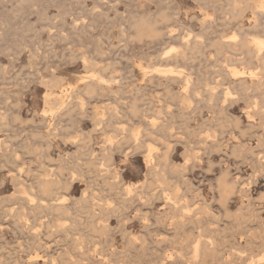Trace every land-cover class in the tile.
I'll return each mask as SVG.
<instances>
[{
	"label": "rangeland",
	"instance_id": "obj_1",
	"mask_svg": "<svg viewBox=\"0 0 264 264\" xmlns=\"http://www.w3.org/2000/svg\"><path fill=\"white\" fill-rule=\"evenodd\" d=\"M22 1L24 2L23 4ZM237 1L30 0L29 3L28 0H0V91H2V93H0H5V96H1L0 94V113L2 114H0V127L2 126L0 128V140H2V142H0V149L2 148L0 150V260L3 261V263L0 261V264H91L90 261L92 260V262H95L97 260H104L106 264H156V262L157 264H168L167 262H174L171 264H182L183 262L187 264H214L218 260L219 261L216 262L217 264H228L230 262V264H236V262L237 264H252V261L254 260V264H264V261L262 260L264 250L261 247L262 236L264 234V231H262L264 229V202H261L264 201V175L262 173L264 167L261 168L258 163V157L264 161V118H261L263 117L261 115V112L264 111V85L262 86V88L259 87V83H261V81L264 84V71H261L264 70V68L262 67V65H258L255 62V59H253V61L252 58L248 56L246 51H242L237 47L238 44L240 45L245 41V44L250 43L246 46L247 49H249L250 47L249 50L255 51L256 47L253 43L254 38L256 39L257 37L264 40V11L260 10V8L258 7L261 3L260 1L262 0H258L259 2L256 0H253L252 2L251 0L248 1V3L247 0ZM245 3H247V7L245 6ZM234 4L237 8L234 6ZM248 4H250V8H248ZM19 5L22 7H20ZM229 5L233 6L234 9ZM254 6L256 7L254 8ZM258 8L260 13L257 12ZM243 9L245 10L243 11ZM254 9H256L257 11H255ZM94 12L95 14H92ZM241 12H243V14ZM255 13H257L258 15L255 16ZM99 15L101 16L99 17ZM231 17H235V19ZM123 18L124 23L122 22ZM256 18H258V20H255ZM145 20L146 22H144ZM132 22L134 23L132 24ZM142 22H148L147 24L149 25L147 26V24H144ZM150 25H152L153 27ZM76 26L78 27L76 28ZM87 26H89L90 29L92 27V29L90 30L89 28H87ZM73 27L78 29L77 31H81L77 32L75 31L76 29ZM110 28L112 29L111 31H109ZM146 28L148 30H145ZM120 30L124 33L122 34ZM130 30L132 33L130 32ZM172 30H174L175 32ZM63 33H65V35ZM155 33H157L158 35ZM247 33L248 35H246ZM145 34H147V36ZM238 35L239 37H237ZM121 36L126 38L121 39ZM231 36L234 38H232ZM93 37L95 38L93 39ZM136 37L140 41H138ZM100 38L102 39V41ZM128 38L131 40H129ZM199 42L201 44H199ZM198 44L202 47H200ZM187 45H189V48H191L189 49V51L186 50ZM203 45H206V47H204ZM34 47H36L37 49ZM166 51L171 53L173 52V54H169L170 56H168V52ZM165 52L167 55L163 54ZM183 52L187 54L185 60L176 61L173 59L175 56L174 53H176V55H181ZM98 53L102 54V57ZM228 55L230 57H228ZM166 56H168L169 58H167ZM225 56L227 59L225 58ZM70 59L72 61H70ZM242 59H244V61ZM187 60H189L190 62H187ZM248 60L250 61V63ZM230 61L232 62V64H230ZM240 61L243 63H241ZM93 62L95 64L97 63V65H95ZM225 63L227 66L224 65ZM87 66L89 67L88 69H86ZM142 66L144 67V69ZM175 66L181 70L176 69ZM230 66L233 67L231 68ZM151 67L153 70L151 69ZM168 68H170L169 70H172L174 72V75L169 76L167 78L165 77L166 79H164L163 76H160L156 72L157 70H167ZM233 68L238 73L237 75H232L235 72ZM243 69H245L246 71ZM180 72L182 73L181 75ZM225 73H227V75ZM190 76L192 77L191 79ZM171 77H174L175 80L173 81ZM187 77L189 80L187 79ZM105 79L108 80V82ZM38 80H40L41 83ZM43 80L45 81L43 82ZM61 80L63 81V83ZM187 82L189 84H187ZM190 82H192V84ZM107 83H110V85ZM209 86H213L214 88L212 87L211 89ZM87 87H90L89 90L92 89L93 91L88 92ZM205 87L206 89H204ZM195 89L197 91H195ZM241 89L243 92L241 91ZM228 90H230L231 93L233 92V94H230V91ZM194 91L197 93H195L196 95H194ZM83 92H87L86 95L91 94V96H86ZM168 92L170 94H168ZM204 92L208 93V95L204 94ZM44 94H46V96ZM169 95L173 96L170 97ZM182 95L186 97H183V99L181 98V101L180 97H182ZM224 95H226L227 98ZM55 97H59L60 101H55ZM47 98H50V101ZM198 98H200L201 100ZM228 100H230L232 104ZM234 101L237 102L235 103ZM64 102L67 105L64 104ZM55 103H58V106ZM46 104L48 106H46ZM65 106L66 108H68V110H66ZM83 106L85 107V109H83ZM113 106L115 108H113ZM56 107L57 109H55ZM261 107L262 110L260 109ZM132 108L134 111L132 110ZM196 108H198V110H196ZM227 109L229 110L227 111ZM107 111L109 112V114ZM111 111H114L115 114ZM60 112L62 113L60 114ZM91 113L93 114V116ZM3 116H5V118ZM127 117L129 118V120H127ZM59 118L61 119L59 120ZM95 118L99 119L97 120ZM141 118H144L145 121ZM173 118H175V121ZM259 119L261 123L259 122ZM69 120L70 122L74 123V127L72 126L73 124L69 122ZM238 120H240V122ZM237 121L239 124L236 123ZM57 122H59L60 124ZM95 122H98L96 124L97 127L95 125ZM165 122L166 124H163ZM1 123L3 125H1ZM108 123H110L111 125H109ZM46 124L48 125L46 126ZM53 124L55 125L53 126ZM98 124L100 125V127L102 125V127L100 128ZM161 125L164 128H162ZM58 126L62 128L59 129ZM147 126L150 128L148 129L150 132L147 130ZM67 127L68 130L66 131L65 128ZM94 128L98 129L95 130ZM123 128L125 129V131ZM161 128L162 130H160ZM46 129H48L49 131ZM145 130L147 133H145ZM173 132L175 134H171ZM148 133L150 135H152L151 133H153V135L155 134L154 136L152 135L154 139L152 138V136H150V138ZM53 135L55 137H52ZM42 137L43 141L41 140ZM129 137L130 139L132 138L134 141L131 139V142H129ZM104 138L106 139V141H104ZM135 139L137 141H135ZM120 140L122 141L120 142ZM5 141L8 143H5ZM123 141L125 144L123 143ZM127 141L129 142V144L126 147V144L128 143ZM205 143L208 144L206 145ZM135 144L137 146H140L135 147ZM143 144L148 145L146 146ZM163 144L167 146H164ZM103 145H105V147ZM117 145H120L119 147H121V150L120 148L116 147ZM12 146L14 148H12ZM102 147H104V150H102ZM108 147L109 149H111V147H114L116 149V151L114 149V152L111 153V155L113 153L115 154H113L111 159H109L108 157L110 155ZM134 147L136 149H134ZM139 148L140 151L138 150ZM143 148L146 151H148L149 149L148 153ZM3 150H5L6 153ZM135 150H138L139 152ZM142 150L145 152H143ZM102 151H105L103 152L105 154L103 157H101L103 154L100 153ZM7 152L10 154H8ZM126 152L128 154H126ZM149 153H153L152 156L155 159H153L155 163L152 164V166L151 164H148L147 160V155ZM164 153H166V155ZM189 155L190 158L188 157ZM251 155H253L254 158ZM9 156H11V158ZM99 157L105 160L102 159V161H100L101 159ZM166 158H168V160ZM106 159H108L110 162ZM4 160L5 162H8L5 163ZM89 160L90 163H93L90 164L91 167H89L88 165ZM95 160L97 161L95 162ZM157 160L158 163L156 162ZM163 160H166L167 162H163ZM145 161L147 163V166L146 163H144ZM160 161L161 163H159ZM104 162H106L107 165ZM104 165L105 167H107L105 168ZM87 166L89 167V169ZM94 167H96L95 169H98L97 174L95 170L92 169ZM108 167L110 168V170L108 169ZM178 167H181V170ZM57 168H60V170ZM162 168H165V173L163 172ZM177 168L182 173H180V171L178 172ZM104 169L108 170L106 171ZM58 170L60 171V173L58 172ZM72 170H75V173ZM91 170L95 173L91 172ZM70 171H72V173ZM76 171L79 173L77 174ZM151 171L153 176L150 174ZM175 171L178 172L180 175L182 174L181 176L183 177V179H179L182 177H180V175L178 176V173L176 174ZM41 172H43V174ZM61 172L64 175H61V177L63 176L64 178L59 177ZM103 172L105 174H103ZM54 173L57 176H54ZM73 173L74 175L72 178ZM76 174L80 175L77 176ZM225 174V177L228 179H225ZM15 176L19 178H16ZM20 176L22 177L20 178ZM94 176L99 178L94 179ZM75 177L79 179H81L82 177V179L84 178V180H78L75 179ZM14 178H16V180ZM50 178H54V180ZM70 179L73 181H71ZM119 179L121 183L120 181H118ZM17 180H19V184L21 183L19 186H16L18 185ZM60 180H62V184H60L61 182H58ZM65 180L67 182H65ZM112 180L114 183L112 182ZM114 180L117 182V184ZM155 180L158 181L155 182ZM185 180H187L189 184L191 183V185L187 184ZM33 181H36V186L32 183ZM43 181L49 182L53 188L52 195L54 200L52 201V203H59L60 206H63L65 209L69 208V210L59 212L60 217H58L59 214L56 211L55 212L57 213V215L55 212H48V215L47 212L42 210L41 212H39L40 216L41 213L44 212L42 214L43 218L42 216L38 217L39 213L36 211L39 210V204L43 202L47 203L49 201V197L44 195L41 191V188L37 186L43 184ZM13 182L15 184H13ZM65 183L70 184L72 188L70 186H67L68 188H66L67 184ZM182 183H184L185 186L182 185ZM30 185H34V187L32 188ZM54 185H57L56 191ZM167 185H169L168 188H166ZM29 186L31 189L29 188ZM107 186H111L112 188H106ZM127 186H130L132 188L131 192L126 190ZM36 187L38 188V191L41 192H38ZM146 187L149 189L146 190ZM189 187L191 189H188ZM235 187H239L238 189H241L240 191L242 192H238ZM139 188H142V190H140ZM221 188H225L227 191L225 189L222 190ZM18 189L21 190L19 191ZM63 189H65L66 193L63 192ZM162 189H164L165 192H163ZM30 190H34L32 192L34 194L30 193ZM68 190L70 191L69 193ZM148 190L150 191V193L147 192ZM220 190L222 191V193ZM233 192H235V194ZM243 192L246 194L241 195ZM13 193H15V195H13ZM40 194H42L44 198ZM59 194L60 196H58ZM140 194L141 197H139ZM148 194H153L154 198L152 199L151 197H153V195L148 196ZM20 195L23 197L19 198ZM56 195L58 198L56 197ZM31 196L33 199L30 198ZM125 196L126 198L124 199ZM166 196H168L167 198L170 197V199L168 200ZM225 196H228V199ZM90 197L92 200L90 199ZM147 197H150L151 199L148 198L147 201ZM25 198L29 199L26 200ZM62 198L66 199L63 200ZM57 199L58 201H56ZM84 199H90L94 204L96 202V205H93L90 200H86L85 202ZM99 199L100 201H98ZM171 199L173 203L175 202V205L170 204L172 203L170 202ZM21 200L24 201V203ZM41 200L43 202H41ZM119 201L126 203L121 204ZM137 201H139L140 204H138ZM242 201L245 205L242 204ZM135 202H137V204ZM225 202L227 204H225ZM74 203L79 204L77 206ZM36 204H38L37 207ZM118 204L121 206L123 205V207L125 208L123 209L122 207L120 208V206L118 207ZM21 205L23 207L25 206L24 209ZM27 205L29 207H32L29 208ZM166 205H168V207ZM224 205H227L225 208H229L228 210L230 211L227 210V212L224 208ZM149 206L150 208H148ZM172 206L174 207L173 209L175 213L172 209ZM78 207H80V210L78 209ZM100 207H102V209ZM112 207H115V209L118 210L116 211ZM151 207H153V209ZM208 207H210L209 210ZM85 208L88 209L87 211H91L92 214L91 212L88 213ZM103 208L105 209L103 210ZM169 208H171L172 210H170ZM187 208L189 210L188 212ZM33 209H35V211ZM109 209L111 213L110 211H108ZM224 210L226 211V213ZM158 211L160 212L161 222H163V224H161L159 221L160 215L158 214ZM104 212L106 213L104 214ZM108 212L110 213L109 217ZM117 212L120 216H116ZM162 212L165 216L162 214ZM190 213H192L193 215ZM101 214L104 215L102 216ZM166 214L169 216H166ZM184 214L186 215V217ZM45 215H47V218L45 217ZM86 215L88 216L86 217ZM156 215H159L158 219L156 218ZM56 216L59 219L55 218ZM193 216L194 219H192ZM91 217L92 220L90 219ZM118 217L120 218L118 219ZM142 217L143 219H141ZM187 217L189 220L185 219ZM190 217L192 220H194V222L197 221L199 228H197L196 226L197 223L192 224L194 222L190 219ZM203 217L205 218V221L208 219V217V220H211L210 222H208L207 220V224L211 222L212 223L205 226L206 222L204 221ZM49 218H51V220ZM102 218L103 220L101 221ZM120 219H122V223ZM153 219H155V221ZM164 219H167L166 225H164ZM54 220H56V222ZM129 220H131V222H129ZM180 220L182 223L180 222ZM186 220L188 222H186ZM48 222L51 226H47L49 225L47 224ZM103 222L105 223V227L103 226ZM107 222L109 223V225H106L108 224ZM123 222H125V224ZM154 222H156V224ZM176 222H179L178 224H182L180 225L181 228L177 225ZM52 223L57 224V226L56 224L54 226H56V230L58 232L55 230V227L52 225ZM183 223H185V226ZM17 224L20 225L17 226ZM21 224L23 226H21ZM145 225L147 227L150 225L151 227L154 226L155 228H160L155 229L149 227L148 229H146ZM202 225L204 226V229ZM89 226H91V228ZM164 226L168 228H163ZM218 226L220 227L218 228ZM48 227H51L50 229L54 234L50 231ZM86 227L90 229H87ZM178 227L182 230H180ZM185 228H187V230H185ZM36 229L38 231H36ZM176 229L180 232L176 231ZM216 229L218 230L216 231ZM222 229H224V231ZM203 230L210 232H208L209 234H206V231L204 233ZM39 231H42V235L40 234L41 232L39 233ZM47 231L50 235L47 233ZM62 231L63 233H60ZM238 231L239 233L241 232V234H239ZM28 232H31L32 234ZM146 232H148L151 237L147 236L148 234H146ZM27 233L30 235V237ZM126 234L128 238L126 237ZM218 234L220 235V237ZM140 235H142L144 242L142 241ZM232 235L234 236L232 237ZM199 236L201 239L198 238ZM248 236L251 237V239L248 238ZM33 237L35 238L34 240L37 242L36 245H32V243L34 244V240H32ZM149 237L151 238L149 240H151L152 242H148ZM246 237L248 239H246ZM166 239H169V241ZM198 239L199 241H204V239L205 241L207 239H211L213 245H210V247H213L214 245L215 246L213 248L208 247L210 251L207 249V253L205 252L206 255H204V253V256H200L195 259L192 250L196 242H198ZM38 240H42L40 242L41 244ZM74 240L76 244L73 242ZM125 240L127 241L128 245H125ZM137 240L138 243H136ZM173 240H175L176 243ZM233 240H235V242H233ZM246 240L247 242H245ZM78 241L80 243H77ZM129 241L133 243L130 244ZM166 241H168L169 243H167ZM218 241H221L226 245L224 244L223 246L221 242L220 245ZM139 242H143V244L141 245V243ZM170 242H172L173 244ZM149 243H151V247H148V249L150 250L152 248L150 252L146 248L147 245L149 246ZM216 243H218L219 245H217ZM229 243L231 244V247L228 246ZM233 243L235 244L234 246ZM237 243L240 246H238ZM248 243L253 244L247 245ZM134 244L136 246L138 245L137 247L135 246V248L137 249L133 248ZM153 244H155L154 247ZM254 244L258 247L254 246L253 249ZM32 246L35 250L31 249ZM236 246L238 247V249L241 248V250L235 249ZM242 246H245L246 248H242ZM247 246H251V249ZM226 247L228 248L226 249ZM40 248L43 249L41 250ZM139 248H141L142 251ZM153 248H157V252ZM145 249L148 251L149 254L146 252ZM220 249H223L222 252ZM143 250L145 251V253H147L146 255L145 253H142L144 252ZM50 251L52 252L49 253ZM151 251L153 253L155 252V255L151 254ZM238 251H240V253L241 251H243L242 255L247 259L240 255ZM161 252L163 254H161ZM164 252L166 255L164 254ZM218 252H221V254H218ZM157 253L162 256H158ZM102 254L104 257H102ZM156 254L158 259L157 257H155ZM140 255H143L146 260ZM151 255H154L153 258ZM145 256H147V258ZM214 256H219V258L216 260ZM58 257L62 258V260H60L62 262L59 261L60 258ZM149 257L150 259H148ZM176 257H178L180 260H178ZM202 257H204L206 262L202 261L204 260ZM229 257L232 259H230ZM154 258L157 259L159 262L156 261ZM160 258L162 260H160ZM199 258L202 259L200 260ZM50 259H52L51 262ZM87 259H90L88 263L86 262ZM243 259L244 261L247 260V263L244 262ZM228 260L230 262H228ZM195 261L198 263H196ZM92 264H96V262Z\"/></svg>",
	"mask_w": 264,
	"mask_h": 264
},
{
	"label": "bare ground",
	"instance_id": "obj_2",
	"mask_svg": "<svg viewBox=\"0 0 264 264\" xmlns=\"http://www.w3.org/2000/svg\"><path fill=\"white\" fill-rule=\"evenodd\" d=\"M24 1H25V0H24ZM28 1H29V3H30V0H28ZM32 1H33V0H32ZM80 1H81V0H80ZM84 1H85V0H84ZM235 1H237V0H235ZM248 1H251V0H247V3H248ZM256 1H258V0H256ZM256 1H255V2H256ZM131 2H132V1H131ZM131 2H130V3H131ZM244 2H246V1H244ZM252 2H253V0H252ZM258 2H259V1H258ZM260 2H261V3H260V5L258 4V5H259L258 7L260 8V10H263V11H264V0H262V1H260ZM18 3H20V2H18ZM18 3H17V4H18ZM23 3H24V2L22 1V4H23ZM32 3H33V2H32ZM78 3H79V2H78ZM144 3H145V2H144ZM237 3H238V1H237ZM247 3H245V6H246ZM249 3H251V2H249ZM22 4H21V5H22ZM27 4H28V3H27ZM229 4H230V3H229ZM255 4H256V3H255ZM132 5H133V4H132ZM239 5H240V4H239ZM248 5H249L248 8H250V4H248ZM19 6H20V5H19ZM128 6H129V5H128ZM229 6H230V5H229ZM234 6H235V4H234ZM20 7H22V6H20ZM138 7H139V6H138ZM230 7H233V6H230ZM235 7H236V6H235ZM246 7H247V6H246ZM255 7H256V6H254V8H255ZM128 8H129V7H128ZM236 8H237V7H236ZM259 8H258V11H257L256 9H254V10L257 11L258 13H260ZM23 9H24V8H23ZM115 9H116V8H115ZM233 9H234V7H233ZM238 9H239V8H238ZM241 9H242V8H241ZM130 10H131V9H130ZM141 10H142V9H141ZM244 10H245V9H243V11H244ZM251 10H252V9H251ZM12 11H13V10H12ZM131 11H132V10H131ZM139 11H140V10H139ZM221 11H222V10H221ZM221 11H220V12H221ZM235 11H236V10H235ZM240 11H241V10H240ZM247 11H248V10H247ZM21 12H22V11H21ZM21 12H20V13H21ZM141 12H142V11H141ZM226 12H227V11H226ZM228 12H229V11H228ZM248 12H249V11H248ZM106 13H107V12H106ZM132 13H133V12H132ZM134 13H135V11H134ZM150 13H151V12H150ZM233 13H234V12H233ZM237 13H238V12H237ZM241 13L243 14V12H241ZM92 14H95V12L92 13ZM116 14H118V13H116ZM127 14H128V13H127ZM139 14H140V12H139ZM245 14H248V13H245ZM96 15H97V14H96ZM143 15H144V13H143ZM148 15H149V14H148ZM223 15H224V13H223ZM238 15H240V14H238ZM257 15H258V14L255 13V16H257ZM261 15H262V14H261ZM263 15H264V14H263ZM15 16H16V14H15ZM97 16H98V15H97ZM100 16H101V15H99V17H100ZM103 16H104V15H103ZM105 16H106V15H105ZM110 16H111V15H110ZM129 16H130V14H129ZM133 16H134V15H133ZM145 16H146V15H145ZM207 16H208V15H207ZM106 17H107V16H106ZM113 17H114V16H113ZM116 17H117V16H116ZM134 17H135V16H134ZM141 17H142V16H141ZM202 17H203V16H202ZM212 17H213V16H212ZM258 17H259V16H258ZM97 18H98V17H97ZM110 18H111V17H110ZM136 18H139V17H136ZM146 18H148V17H146ZM155 18H156V15H155ZM231 18H234V19H235V17H231ZM251 18H252V17H251ZM93 19H95V18H93ZM98 19H99V18H98ZM127 19H128V18H127ZM153 19H154V18H153ZM210 19H211V18H210ZM89 20H90V19H89ZM119 20H120V19H119ZM119 20H118V21H119ZM123 20H124V18L122 19V22H123ZM143 20H144V19H143ZM190 20H191V19H190ZM255 20H258V18H256ZM74 21H75V20H74ZM94 21H95V20H94ZM83 22H84V21H83ZM97 22H98V21H97ZM101 22H102V21H101ZM126 22H127V21H126ZM144 22H146V20H145ZM144 22H142V23H144ZM162 22H163V21H162ZM237 22H238V21H237ZM241 22H242V21H241ZM252 22H253V20H252ZM255 22H256V21H255ZM2 23H3V22H2ZM123 23H124V22H123ZM133 23H134V22H132V24H133ZM135 23H136V22H135ZM147 23H148V22H147ZM147 23H144V24H147ZM159 23H160V22H159ZM203 23H204V22H203ZM209 23H211V22H209ZM7 24H8V23H7ZM125 24H126V23H125ZM204 24H205V23H204ZM212 24H213V23H212ZM94 25H95V24H94ZM94 25H93V26H94ZM96 25H97V24H96ZM112 25H113V24H112ZM148 25H149V24H147V26H148ZM205 25H206V24H205ZM248 25H249V24H248ZM258 25H259V24H258ZM73 26H74V25H73ZM143 26H144V25H143ZM143 26H142V27H143ZM150 26H152V25H150ZM154 26H155V25H154ZM203 26H204V25H203ZM77 27H78V26H76V28H77ZM83 27H84V26H83ZM127 27H128V26H127ZM145 27H146V25H145ZM152 27H153V26H152ZM152 27H151V28H152ZM156 27H157V26H156ZM186 27H187V26H186ZM73 28H75V27H73ZM76 28H75V29H76ZM87 28L90 29L89 26H87ZM106 28H107V27H106ZM112 28H113V27H112ZM128 28H129V27H128ZM239 28H240V27H239ZM255 28H256V27H255ZM75 29H74V30H75ZM81 29H82V28H81ZM91 29H92V27H91ZM91 29H90V30H91ZM108 29H109V28H108ZM149 29H150V27H149ZM173 29H174V28H173ZM247 29H248V27H247ZM74 30H73V32H74ZM77 30H78V29H76L75 31H77ZM96 30H97V29H96ZM111 30H112V29L110 28L109 31H111ZM121 30H122V29H121ZM121 30H120V31H121ZM126 30H127V29H126ZM145 30H148V29L146 28ZM154 30H155V29H154ZM169 30H170V29H169ZM49 31H50V30H49ZM80 31H81V30H79V31H77V32H80ZM88 31H89V30H88ZM93 31H94V30H93ZM122 31H123V30H122ZM122 31H121V32H122ZM124 31H125V30H124ZM141 31H142V30H141ZM156 31H157V30H156ZM172 31H174V30H172ZM71 32H72V31H71ZM130 32H131V30H130ZM151 32H152V31H151ZM174 32H175V31H174ZM49 33H50V32H49ZM91 33H92V32H91ZM123 33H124V32H122V34H123ZM131 33H132V32H131ZM134 33H135V32H134ZM148 33H149V32H148ZM204 33H205V32H204ZM63 34L65 35V33H63ZM87 34H88V32H87ZM109 34H110V33H109ZM120 34H121V33H120ZM126 34H127V33H126ZM140 34H141V33H140ZM143 34H144V32H143ZM150 34H151V33H150ZM155 34H157V33H155ZM174 34H175V33H174ZM67 35H68V34H67ZM145 35L147 36V34H145ZM157 35H158V34H157ZM169 35H170V34H169ZM172 35H173V34H172ZM189 35H191V34H189ZM246 35H248V33H247ZM2 36H3V35H2ZM51 36H52V35H51ZM70 36H71V35H70ZM70 36H69V37H70ZM77 36H78V35H77ZM87 36H90V35H87ZM108 36H109V35H108ZM142 36H143V35H142ZM182 36H183V35H182ZM243 36H244V35H243ZM52 37H53V36H52ZM66 37H67V36H66ZM74 37H75V36H74ZM100 37H101V36H100ZM130 37H131V35H130ZM185 37H186V36H185ZM189 37H190V36H189ZM219 37H221V36H219ZM229 37H230V36H229ZM231 37H232V36H231ZM237 37H239V35H238ZM75 38H76V37H75ZM88 38H89V37H88ZM94 38H95V37H93V39H94ZM97 38H98V37H97ZM109 38H110V37H109ZM109 38H108V39H109ZM120 38L123 39V38H126V37H122V36H121ZM136 38H137V37H136ZM149 38H150V37H149ZM151 38H152V37H151ZM181 38H182V37H181ZM187 38H188V37H187ZM232 38H234V37H232ZM235 38H236V36H235ZM252 38H253V37H252ZM68 39H69V38H68ZM100 39H101V38H100ZM100 39H99V40H100ZM121 39H120V40H121ZM128 39H129V38H128ZM182 39H183V38H182ZM184 39H185V38H184ZM229 39H230V38H229ZM237 39H238V38H237ZM240 39H241V38H240ZM242 39H243V38H242ZM70 40H71V39H70ZM110 40H111V39H110ZM129 40H131V39H129ZM137 40L140 41L138 38H137ZM187 40H190V39H187ZM187 40H186V41H187ZM201 40H202V39H201ZM212 40H213V39H212ZM238 40H239V39H238ZM238 40H237V41H238ZM92 41H93V40H92ZM101 41H102V39H101ZM101 41H100V42H101ZM103 41H104V40H103ZM107 41H108V40H107ZM181 41H182V40H181ZM237 41H236V42H237ZM243 41H244V40H243ZM248 41H249V40H248ZM100 42H99V43H100ZM131 42H132V41H131ZM184 42H185V41H184ZM187 42H188V41H187ZM231 42H232V41H231ZM85 43H86V42H85ZM94 43H95V42H94ZM107 43H109V42H107ZM203 43H204V42H203ZM238 43H239V42H238ZM238 43H237V44H238ZM247 43H248V42H247ZM253 43L255 44V47H256V50L254 49L255 51H251V50H249L250 47H249V49H247L246 46L249 45L250 43H249V44H245V41H244V43H242V44H240V45L238 44L237 47H238L240 50H242V51H246L247 54H248V56L251 57L252 60L255 59V62H256L258 65H259V64L262 65V67L264 68V40H262V39L256 37V39L254 38ZM185 44H187V43H185ZM199 44H201V43L199 42ZM199 44H198V45H199ZM234 44H235V43H234ZM25 45H26V44H25ZM25 45H24V46H25ZM100 45H101V44H100ZM90 46H91V45H90ZM199 46H200V45H199ZM203 46H204V45H203ZM251 46H252V45H251ZM88 47H89V46H88ZM93 47H94V46H93ZM128 47H129V46H128ZM178 47H179V46H178ZM190 47H191V46H190ZM200 47H202V46H200ZM204 47H206V45H205ZM34 48H36V47H34ZM70 48H71V47H70ZM113 48H114V47H113ZM175 48H176V47H175ZM253 48H254V47H253ZM36 49H37V48H36ZM108 49H109V48H108ZM179 49H180V48H179ZM189 49H191V48H189V45H187L186 50L189 51ZM201 49H202V48H201ZM203 49H204V48H203ZM97 50H98V49H97ZM174 50H175V49H174ZM177 50H178V48H177ZM218 50H219V49H218ZM169 51H170V50H169ZM234 51H235V50H234ZM166 52H168V51H166ZM166 52L163 53V54H166ZM176 52H177V51H176ZM204 52H205V51H204ZM237 52H238V51H237ZM196 53H197V52H196ZM196 53H195V54H196ZM220 53H221V52H220ZM234 53H235V52H234ZM32 54H33V52H32ZM55 54H56V53H55ZM94 54H95V53H94ZM98 54H99V53H98ZM98 54H97V55H98ZM167 54H168V56H170L169 54L172 55L173 52H172V53H171V52H168ZM167 54H166V55H167ZM174 54H175V56H174L173 59L176 60V61H178V60H185L186 55H187V54L184 53V52H183L181 55H176V53H174ZM177 54H178V53H177ZM239 54H241V53H239ZM74 55H76V54H74ZM74 55H73V56H74ZM81 55H82V54H81ZM81 55H80V56H81ZM91 55H92V54H91ZM99 55L101 56L102 54H99ZM229 55H230V54H229ZM229 55H228V57H230ZM73 56H72V58H73ZM168 56H166V57L169 58ZM101 57H102V56H101ZM233 57H234V56H233ZM55 58H56V57H55ZM164 58H165V57H164ZM225 58H226V56H225ZM237 58H239V57H237ZM84 59H85V58H84ZM89 59H90V58H89ZM89 59H88V60H89ZM162 59H163V57H162ZM226 59H227V58H226ZM73 60H74V59H73ZM85 60H86V59H85ZM90 60H91V59H90ZM229 60H231V59H229ZM237 60H238V59H237ZM242 60L244 61V59H242ZM70 61H72V60L70 59ZM74 61H75V60H74ZM94 61H95V60H94ZM152 61H153V60H152ZM188 61H189V60H187V62H188ZM248 61H249V60H248ZM253 61H254V60H253ZM86 62H88V61H86ZM86 62H85V63H86ZM91 62H92V61H91ZM91 62H90V63H91ZM96 62H97V61H96ZM189 62H190V61H189ZM224 62H225V61H224ZM230 62H231V61H230ZM240 62H241V61H240ZM93 63H94V62H93ZM93 63H92V64H93ZM100 63H101V62H100ZM233 63H234V62H233ZM241 63H243V62H241ZM249 63H250V61H249ZM252 63H253V62H252ZM252 63H251V64H252ZM87 64H88V63H87ZM87 64H86V65H87ZM94 64H95V63H94ZM230 64H232V62H231ZM82 65H83V64H82ZM84 65H85V64H84ZM89 65H90V64H89ZM95 65H97V63H96ZM224 65H226V63H225ZM248 65H250V64H248ZM252 65H253V64H252ZM254 65H255V64H254ZM91 66H93V65H91ZM128 66H129V65H128ZM221 66H222V65H221ZM226 66H227V65H226ZM235 66H236V65H235ZM24 67H25V66H24ZM84 67H85V66H84ZM95 67H96V66H95ZM130 67H131V66H130ZM142 67H143V66H142ZM155 67H156V66H155ZM175 67H176V66H175ZM224 67H225V66H224ZM230 67H231V66H230ZM232 67H233V66H232ZM232 67H231V68H232ZM256 67H257V65H256ZM88 68H89V67L87 66L86 69H88ZM245 68H246V67H245ZM52 69H53V68H52ZM52 69H51V70H52ZM143 69H144V67H143ZM151 69H152V67H151ZM154 69H155V68H154ZM169 69H170V68H168L167 70H163V69L161 70V69H160V70H157L156 72H157V74H159L160 76H163L164 79H166L167 77H169V76H173V75H174V72H173L172 70H169ZM172 69H173V68H172ZM176 69H179V68L176 67ZM225 69H226V68H225ZM233 69H234V68H233ZM53 70H54V69H53ZM56 70H57V69H56ZM152 70H153V69H152ZM179 70H181V69H179ZM221 70H222V69H221ZM223 70H224V69H223ZM226 70H227V69H226ZM230 70H231V69H230ZM234 70H235V69H234ZM243 70H245V69H243ZM232 71H233V70H232ZM245 71H246V70H245ZM248 71H249V70H248ZM252 71H253V70H252ZM261 71H264V70H261ZM261 71H260V73H261ZM53 72H54V71H53ZM255 72H256V70H255ZM175 73H176V72H175ZM249 73H250V72H249ZM260 73H259V74H260ZM51 74H52V73H51ZM53 74H54V73H53ZM59 74H60V73H59ZM96 74H97V73H96ZM144 74H145V73H144ZM181 74H182V73L180 72V75H181ZM225 74L227 75V73H225ZM237 74H238V73H237L236 70H235L234 74H232V75H237ZM54 75H55V74H54ZM91 75H92V74H91ZM94 75H95V74H94ZM153 75H154V73H153ZM175 75H179V74H175ZM228 75H229V74H228ZM230 75H231V74H230ZM248 75H249V74H248ZM251 75H252V74H251ZM253 75H254V74H253ZM42 76H43V75H42ZM49 76H50V75H49ZM61 76H62V75H61ZM99 76H101V75H99ZM99 76H98V77H99ZM144 76H145V75H144ZM144 76H143V77H144ZM160 76H159V77H160ZM202 76H203V75H202ZM221 76H222V75H221ZM43 77H44V76H43ZM47 77H48V76H47ZM77 77H78V76H77ZM91 77H92V76H91ZM96 77H97V76H96ZM154 77H155V76H154ZM165 77H166V78H165ZM228 77H229V76H228ZM232 77H233V76H232ZM65 78H66V77H65ZM85 78H86V77H85ZM101 78H102V77H101ZM171 78H172V77H171ZM180 78H181V77H180ZM191 78H192V77L190 76V79H191ZM204 78H205V76H204ZM78 79H79V78H78ZM78 79H77V80H78ZM96 79H97V78H96ZM103 79H104V77H103ZM142 79H143V78H142ZM158 79H159V78H158ZM172 79H173V81L175 80L174 77H173ZM187 79H188V77H187ZM202 79H203V78H202ZM234 79H235V78H234ZM245 79H246V78H245ZM257 79H258V78H257ZM46 80H47V79H46ZM52 80H53V78H52ZM54 80H55V79H54ZM99 80H100V79H99ZM105 80H106V79H105ZM105 80H104V81H105ZM112 80H115V79H112ZM185 80H186V79H185ZM185 80H184V81H185ZM188 80H189V79H188ZM204 80H205V79H204ZM38 81H40V80H38ZM44 81H45V80H43V82H44ZM61 81H62V80H61ZM86 81H88V80H86ZM106 81L108 82V80H106ZM109 81H110V79H109ZM186 81H187V80H186ZM191 81H192V80H191ZM240 81H241V80H240ZM245 81H246V80H245ZM56 82H57V80H56ZM58 82H59V81H58ZM89 82H90V81H89ZM137 82H138V81H137ZM182 82H183V81H182ZM223 82H224V81H223ZM233 82H234V81H233ZM253 82H254V81H253ZM29 83H30V82H29ZM40 83H41V81H40ZM52 83H53V82H52ZM62 83H63V81H62ZM76 83H77V81H76ZM104 83H105V82H104ZM151 83H153V82H151ZM175 83H177V82H175ZM185 83H186V82H185ZM190 83L192 84V82H190ZM200 83H201V82H200ZM219 83H220V82H219ZM245 83H246V82H245ZM54 84H55V83H54ZM90 84H91V83H90ZM90 84H89V86H90ZM102 84H103V83H102ZM107 84L110 85V83H107ZM148 84H149V83H148ZM170 84H171V83H170ZM183 84H184V83H183ZM187 84H189V83L187 82ZM205 84H206V83H205ZM223 84H224V83H223ZM240 84H241V83H240ZM30 85H31V84H30ZM42 85H43V84H42ZM58 85H59V84H58ZM120 85H121V84H120ZM185 85H186V84H185ZM208 85H209V84H208ZM211 85H212V84H211ZM220 85H221V84H220ZM263 85H264V84H263L262 81H261V83H259V87L262 88ZM39 86H40V85H39ZM46 86H47V85H46ZM157 86H158V85H157ZM205 86H206V85H205ZM56 87H57V86H56ZM59 87H60V86H59ZM63 87H64V86H63ZM77 87H78V86H77ZM138 87H139V86H138ZM183 87H184V86H183ZM189 87H190V86H189ZM189 87H188V88H189ZM209 87L212 89L213 86H212V87L209 86ZM209 87H208V88H209ZM214 87H215V85H214ZM214 87H213V88H214ZM218 87H219V86H218ZM42 88H43V87H42ZM66 88H67V87H66ZM91 88H92V87H91ZM134 88H135V87H134ZM136 88H137V87H136ZM224 88H225V87H224ZM245 88H246V87H245ZM247 88H248V87H247ZM253 88H254V87H253ZM47 89H48V88H47ZM87 89H88V92L93 91L92 89L89 90L90 87H89V88L87 87ZM93 89H95V88H93ZM204 89H206V87H205ZM250 89H251V88H250ZM257 89H258V88H257ZM257 89H256V90H257ZM56 90H57V89H56ZM67 90H68V89H67ZM193 90H194V89H193ZM198 90H199V89H198ZM216 90H217V89H216ZM216 90H215V91H216ZM224 90H225V89H224ZM45 91H46V90H45ZM52 91H53V90H52ZM69 91H70V90H69ZM78 91H79V90H78ZM85 91H87V90H85ZM94 91H95V90H94ZM119 91H120V90H119ZM195 91H197V90L195 89ZM195 91H194V95L197 94ZM210 91H211V90H210ZM215 91H213V92H215ZM228 91H230V90H228ZM237 91H238V90H237ZM241 91H242V89H241ZM253 91H254V89H253ZM0 92L2 93V91H0ZM55 92H56V91H55ZM58 92H59V91H58ZM63 92H64V91H63ZM96 92H97V91H96ZM166 92H167V89H166ZM188 92H189V90H188ZM218 92H219V89H218ZM239 92H240V91H239ZM242 92H243V91H242ZM1 93H0V94H1ZM44 93H45V92H44ZM83 93H85V92H83ZM86 93H87V92H86ZM86 93H85L84 95H86ZM100 93H102V92H100ZM105 93H106V90H105ZM115 93H116V92H115ZM115 93H114V94H115ZM195 93H196V94H195ZM199 93H200V91H199ZM250 93H251V92H250ZM55 94H56V93H55ZM127 94H128V93H127ZM168 94H170V93L168 92ZM204 94H207V95H208V93H205V92H204ZM211 94H212V93H211ZM226 94H227V93H226ZM230 94H233V92L231 93V91H230ZM2 95L5 96V93L1 94V96H2ZM44 95L46 96V94H44ZM56 95H57V94H56ZM88 95L91 96V94H88ZM88 95H86V96H88ZM115 95H116V94H115ZM173 95H174V94H173ZM173 95H172V96H173ZM179 95H180V94H179ZM183 95H184V94H183ZM183 95H182V97H180V100H181V98L183 99V97H186V96H183ZM186 95H187V93H186ZM221 95H222V94H221ZM247 95H248V94H247ZM54 96H55V95H54ZM90 96H89V97H90ZM106 96H107V95H106ZM118 96H119V95H118ZM118 96H117V97H118ZM127 96H128V95H127ZM169 96H170V95H169ZM172 96H170V97H172ZM213 96H214V95H213ZM224 96H226V95H224ZM229 96H230V95H229ZM231 96H232V95H231ZM6 97H7V96H6ZM56 97H57V96H56ZM56 97H55V99H56L55 101H57V102L60 101V98H59V97L56 98ZM71 97H72V96H71ZM71 97H70V99H71ZM89 97H88V98H89ZM119 97H120V96H119ZM174 97H176V96H174ZM247 97H250V96H247ZM200 98H201V97H200ZM200 98H198V99H200ZM203 98H204V97H203ZM215 98H216V97H215ZM226 98H227V96H226ZM47 99H48V98H47ZM49 99H50V98H49ZM49 99H48V100H49ZM62 99H63V98H62ZM62 99H61V100H62ZM72 99H73V98H72ZM76 99H77V96H76ZM82 99H83V98H82ZM86 99H87V98H86ZM86 99H85V100H86ZM187 99H188V97H187ZM196 99H197V98H196ZM218 99H219V98H218ZM45 100H46V99H45ZM48 100H47V102H48ZM73 100H74V99H73ZM79 100H80V99H79ZM200 100H201V99H200ZM212 100H213V98H212ZM233 100H234V99H233ZM233 100H232V101H233ZM243 100H244V99H243ZM243 100H242V101H243ZM4 101H5V100H4ZM49 101H50V100H49ZM82 101H83V100H82ZM114 101H115V100H114ZM132 101H133V100H132ZM181 101H182V100H181ZM181 101H180V102H181ZM208 101H209V99H208ZM228 101L230 102V100H228ZM237 101H238V100H237ZM237 101H236V102H237ZM240 101H241V100H240ZM47 102H46V103H47ZM80 102H81V101H80ZM83 102H84V101H83ZM120 102H121V100H120ZM134 102H135V101H134ZM140 102H142V101H140ZM189 102H190V100H189ZM201 102H202V101H201ZM215 102H216V101H215ZM234 102H235V101H234ZM236 102H235V103H236ZM68 103H69V101H68ZM78 103H79V102H78ZM84 103H85V102H84ZM132 103H133V102H132ZM138 103H139V102H138ZM182 103H183V102H182ZM182 103H181V104H182ZM205 103H206V102H205ZM205 103H204V104H205ZM208 103H209V102H208ZM212 103H213V102H212ZM230 103H231V102H230ZM55 104H56V103H55ZM64 104H66V103L64 102ZM130 104H131V103H130ZM133 104H134V103H133ZM184 104H185V102H184ZM184 104H183V105H184ZM187 104H188V103H187ZM209 104H210V103H209ZM226 104H227V103H226ZM231 104H232V103H231ZM56 105L58 106V103H57ZM61 105H62V104H61ZM61 105H60V106H61ZM66 105H67V104H66ZM131 105H132V104H131ZM207 105H208V104H207ZM44 106H45V105H44ZM46 106H48V105L46 104ZM111 106H112V105H111ZM187 106H188V105H187ZM203 106H204V105H203ZM232 106H233V105H232ZM232 106H231V107H232ZM259 106H260V105H259ZM68 107H69V106H68ZM76 107H77V106H76ZM83 107H84V106H83ZM83 107H82V108H83ZM131 107H133V106H131ZM134 107H135V106H134ZM208 107H209V106H208ZM215 107H217V106H215ZM235 107H236V106H235ZM46 108H47V107H46ZM62 108H63V107H62ZM65 108H66V106H65ZM80 108H81V107H80ZM95 108H96V107H95ZM108 108H109V107H108ZM108 108H107V110H108ZM113 108H115V107L113 106ZM116 108H118V107H116ZM143 108H144V107H143ZM227 108H228V107H227ZM48 109H49V108H48ZM55 109H57V107H56ZM83 109H85V107H84ZM120 109H121V108H120ZM130 109H131V108H130ZM134 109H135V108H134ZM136 109H137V108H136ZM138 109H141V108H138ZM187 109H188V108H187ZM220 109H221V107H220ZM229 109H230V108H229ZM229 109H227V111H228ZM257 109H258V108H257ZM257 109H256V110H257ZM260 109L262 110V107H261ZM260 109H259V110H260ZM50 110H51V109H50ZM66 110H68V108H66ZM99 110H100V109H99ZM110 110H112V109H110ZM114 110H115V109H114ZM132 110H133V108H132ZM169 110H170V109H169ZM196 110H198V108H196ZM71 111H72V110H71ZM81 111H83V110H81ZM81 111H80V112H81ZM104 111H105V110H104ZM116 111H117V110H116ZM133 111H134V110H133ZM186 111H187V110H186ZM218 111H219V109H218ZM247 111H248V110H247ZM63 112H64V111H63ZM86 112H87V111H86ZM107 112H108V111H107ZM111 112H114V111H111ZM221 112H222V110H221ZM56 113H57V110H56ZM61 113H62V112H60V114H61ZM67 113H68V112H67ZM81 113H82V112H81ZM104 113H105V112H104ZM134 113H135V112H134ZM170 113H171V112H170ZM192 113H193V112H192ZM0 114H1V113H0ZM42 114H43V113H42ZM45 114H46V113H45ZM68 114H69V113H68ZM91 114H92V113H91ZM94 114H95V113H94ZM108 114H109V112H108ZM114 114H115V112H114ZM116 114H117V113H116ZM132 114H133V112H132ZM144 114H146V113H144ZM223 114H224V113H223ZM259 114H260V112H259ZM1 115H2V114H1ZM4 115H5V114H4ZM40 115H41V114H40ZM64 115H65V114H64ZM84 115H85V114H84ZM96 115H97V113H96ZM100 115H101V114H100ZM166 115H167V114H166ZM175 115H176V113H175ZM181 115H182V114H181ZM252 115H253V114H252ZM261 115L263 116V117H261V118L263 119V118H264V111L261 112ZM66 116H67V115H66ZM71 116H72V115H71ZM71 116H70V118H71ZM80 116H81V115H80ZM92 116H93V114H92ZM112 116H113V115H112ZM117 116H118V115H117ZM132 116H133V115H132ZM134 116H135V114H134ZM137 116H138V115H137ZM140 116H141V115H140ZM145 116H146V115H145ZM192 116H193V115H192ZM241 116H242V115H241ZM259 116H260V115H259ZM3 117L5 118V116H3ZM44 117H45V116H44ZM46 117H48V116H46ZM57 117H58V116H57ZM82 117H84V116H82ZM110 117H111V116H110ZM118 117H119V116H118ZM118 117H117V120H118ZM147 117H148V116H147ZM184 117H185V116H184ZM0 118H1V117H0ZM4 118H3V119H4ZM42 118H43V117H42ZM80 118H81V117H80ZM89 118H90V117H89ZM111 118H112V117H111ZM127 118H128V117H127ZM55 119H56V118H55ZM60 119H61V118H59V120H60ZM95 119L98 120L99 118H95ZM101 119H103V118H101ZM101 119H100V120H101ZM112 119H113V118H112ZM115 119H116V118H115ZM123 119H124V118H123ZM125 119H126V118H125ZM141 119H142V118H141ZM166 119H167V118H166ZM173 119H174V121H175V118H173ZM178 119H179V118H178ZM181 119H183V118H181ZM191 119H192V118H191ZM237 119H238V118H237ZM237 119H236V120H237ZM28 120H29V119H28ZM127 120H129V118H128ZM142 120L145 121L144 118H143ZM147 120H149V119H147ZM147 120H146V121H147ZM52 121H53V120H52ZM62 121H63V120H62ZM62 121H61V122H62ZM91 121H92V120H91ZM94 121H95V120H94ZM102 121H104V120H102ZM109 121H110V120H109ZM120 121H121V120H120ZM153 121H154V120H153ZM238 121L240 122V120H238ZM238 121H237L236 123H238ZM59 122H60V121H59ZM59 122H57V123H59ZM69 122H70V120H69ZM69 122H68V123H69ZM100 122H101V121H100ZM107 122H108V121H107ZM148 122H149V121H148ZM259 122H260V119H259ZM263 122H264V120H263ZM2 123H3V122H2ZM2 123H1V125H3ZM51 123H52V122H51ZM70 123H72V122H70ZM97 123H98V122H97ZM97 123L95 122V125H96ZM101 123H102V122H101ZM105 123H106V122H105ZM105 123H104V124H105ZM145 123H146V122H145ZM260 123H261V122H260ZM43 124H44V123H43ZM48 124H49V123H48ZM48 124H46V126H47ZM59 124H60V123H59ZM72 124H73L72 126L74 127V123H72ZM76 124H77V123H76ZM108 124L111 125L110 123H108ZM115 124H116V123H115ZM163 124H166V122L163 123ZM168 124H169V123H168ZM184 124H185V123H184ZM238 124H239V123H238ZM4 125H5V124H4ZM54 125H55V124H53V126H54ZM98 125H99V124H98ZM109 125H108V126H109ZM148 125H149V124H148ZM53 126H51V127H53ZM106 126H107V125H106ZM106 126H105V127H106ZM161 126H162V125H161ZM169 126H170V125H169ZM1 127H2V126H1ZM1 127H0V128H1ZM43 127H44V126H43ZM58 127H59V126H58ZM96 127H97V125H96ZM99 127H100V125H99ZM101 127H102V125H101ZM101 127H100V128H101ZM159 127H160V126H159ZM159 127H158V129H159ZM172 127H173V126H172ZM251 127H253V126H251ZM259 127H260V126H259ZM44 128H45V127H44ZM60 128H62V127H59V129H60ZM108 128H109V127H108ZM112 128H113V127H112ZM162 128H164V127L162 126ZM162 128H161L160 130H162ZM173 128H174V127H173ZM185 128H186V127H185ZM260 128H261V127H260ZM94 129H95V128H94ZM97 129H98V128H97ZM97 129H95V130H97ZM102 129H103V128H102ZM119 129H120V128H119ZM123 129H124V128H123ZM148 129H150V128L147 126V130H148ZM151 129H152V127H151ZM154 129H155V128H154ZM171 129H172V128H171ZM261 129H262V128H261ZM46 130H48V129H46ZM65 130L67 131V130H68V127L65 128ZM106 130H107V129H106ZM135 130H136V129H135ZM141 130H142V129H141ZM48 131H49V130H48ZM54 131H55V130H54ZM117 131H118V130H117ZM120 131H121V130H120ZM124 131H125V129H124ZM128 131H129V130H128ZM148 131H149V130H148ZM155 131H157V130H155ZM155 131H154V132H155ZM165 131H166V129H165ZM57 132H58V131H57ZM95 132H96V131H95ZM97 132H98V131H97ZM99 132H100V129H99ZM101 132H102V131H101ZM142 132H143V131H142ZM149 132H150V131H149ZM151 132H152V130H151ZM160 132H161V131H160ZM54 133H55V132H54ZM61 133H62V132H61ZM126 133H128V132H126ZM138 133H139V131H138ZM140 133H141V132H140ZM145 133H147L146 130H145ZM157 133H158V132H157ZM48 134H49V133H48ZM119 134H120V132H119ZM122 134H123V133H122ZM148 134H149V133H148ZM148 134H147V137H148ZM151 134L153 135V133H151ZM171 134H175V133L173 132V133H171ZM171 134H170V135H171ZM90 135H91V134H90ZM137 135H138V134H137ZM152 135L149 134V137L152 136ZM154 135H155V134H154ZM154 135H153V136H154ZM166 135H167V133H166ZM170 135H169V137H170ZM38 136H40V135H38ZM42 136H43V135H42ZM153 136H152V138H153ZM45 137H48V136H45ZM52 137H55V136L53 135ZM158 137H159V135H158ZM171 137H172V136H171ZM114 138H116V137H114ZM121 138H122V137H121ZM150 138H151V137H150ZM164 138H166V137H164ZM0 139H1V138H0ZM104 139H105V138H104ZM129 139H130V137H129ZM131 139H132V138H131ZM131 139L129 140V142H131ZM153 139H154V138H153ZM161 139H162V138H161ZM171 139H172V138H171ZM6 140H7V138H6ZM41 140L43 141V137H42ZM122 140H125V139H122ZM122 140H120V142H121ZM132 140H133V139H132ZM138 140H139V139H138ZM148 140H149V139H148ZM167 140H168V138H167ZM174 140H175V139H174ZM3 141H4V140H3ZM104 141H106V139H105ZM133 141H134V140H133ZM135 141H137V140L135 139ZM164 141H165V140H164ZM0 142H2V140H0ZM47 142H48V141H47ZM109 142H111V141H109ZM127 142H128V141H127ZM129 142L126 144V147H127V145L129 144ZM205 142H207V141H205ZM213 142H214V141H213ZM5 143H8V142L5 141ZM5 143H4V144H5ZM49 143H50V142H49ZM49 143H47V144H49ZM113 143H114V141H113ZM123 143H124V141H123ZM132 143H134V142H132ZM132 143H131V144H132ZM140 143H141V142H140ZM161 143H162V140H161ZM165 143H166V142H165ZM169 143H170V142H169ZM219 143H220V142H219ZM219 143H218V144H219ZM103 144H105V143H103ZM111 144H112V143H111ZM117 144H119V143H117ZM124 144H125V143H124ZM124 144H122V145H124ZM170 144H171V143H170ZM205 144L207 145L208 143H205ZM2 145H3V144H2ZM10 145H11V144H10ZM10 145H9V146H10ZM109 145H110V144H109ZM115 145H116V144H115ZM122 145H121V146H122ZM143 145H146V144H143ZM147 145H148V144H147ZM147 145H146V146H147ZM163 145H164V144H163ZM213 145H214V143H213ZM213 145H212V146H213ZM0 146H1V145H0ZM5 146H6V145H5ZM48 146H49V145H48ZM103 146L105 147V145H103ZM112 146H113V145H112ZM119 146H120V145H119ZM119 146L117 145L116 147H117V148H120V150H121V147H119ZM136 146H137V145L135 144V147H136ZM139 146H140V145H139ZM139 146H137V147H139ZM164 146H167V145H164ZM239 146H240V145H239ZM10 147H11V146H10ZM49 147H50V146H49ZM104 147H102V150H104V149H103ZM135 147H134V149H136ZM151 147H152V145H151ZM184 147H185V145H184ZM208 147H209V146H208ZM210 147H211V144H210ZM242 147H243V146H242ZM242 147H240V148H242ZM7 148H8V147H7ZM7 148H6V149H7ZM12 148H14V147L12 146ZM24 148H25V147H24ZM130 148H131V147H130ZM205 148H207V147H205ZM227 148H228V147H227ZM1 149H2V148H1ZM1 149H0V150H1ZM6 149H5V150H6ZM105 149H106V148H105ZM114 149H115L114 147H111V149H109V147H108V151H110V153H109L110 155L108 156L109 159L112 158V156H113L114 153H113L112 155H111V153L114 152ZM143 149H144V148H143ZM152 149H153V147H152ZM167 149H168V147H167ZM171 149H172V147H171ZM174 149H175V148H174ZM211 149H212V148H211ZM211 149H210V150H211ZM235 149H236V148H235ZM5 150H3V151H5ZM138 150L140 151V148H139ZM138 150H135V151H138ZM144 150H145V149H144ZM249 150H250V149H249ZM115 151H116V149H115ZM118 151H119V150H118ZM129 151H130V150H129ZM139 151H138V152H139ZM142 151H143V150H142ZM145 151H146V150H145ZM145 151H143V152H145ZM148 151H149V149H148ZM148 151H146V152L148 153ZM165 151H166V150H165ZM168 151H170V150H168ZM250 151H251V150H250ZM250 151H249V152H250ZM11 152H12V151H11ZM103 152H105V151L100 152V153L103 154L101 157H103V156L105 155ZM106 152H107V151H106ZM130 152H131V151H130ZM162 152H163V151H162ZM166 152H167V151H166ZM174 152H175V150H174ZM5 153H6V151H5ZM5 153H4V154H5ZM7 153H8V152H7ZM147 153H145V154H147ZM156 153H157V152H156ZM8 154H10V153H8ZM13 154H14V153H13ZM126 154H128V153L126 152ZM126 154H125V155H126ZM131 154H132V153H131ZM152 154H153V153H152ZM152 154L149 153V154L147 155L148 164H151V166H152V164L155 163V162H154L155 159L153 158ZM154 154H155V153H154ZM164 154L166 155V153H164ZM182 154H183V153H182ZM188 154H189V153H188ZM188 154H186V155H188ZM6 155H7V154H6ZM6 155H5V156H6ZM14 155H16V154H14ZM49 155H50V154H49ZM106 155H107V154H106ZM114 155H115V154H114ZM119 155H120V154H119ZM132 155H133V154H132ZM165 155H164V157H165ZM168 155H169V153H168ZM3 156H4V155H3ZM16 156H17V155H16ZM251 156H253V155H251ZM256 156H257V155H256ZM6 157H7V156H6ZM6 157H5V158H6ZM9 157L11 158V156H9ZM108 157H107V158H108ZM128 157H129V156H128ZM155 157H156V156H155ZM188 157L190 158V155H189ZM195 157H196V156H195ZM2 158H3V157H2ZM10 158H9V159H10ZM16 158H17V157H16ZM16 158H15V159H16ZM97 158H98V157H97ZM99 158H100V157H99ZM104 158H105V157H104ZM170 158H171V157H170ZM196 158H197V157H196ZM253 158H254V156H253ZM255 158H256V157H255ZM0 159H1V157H0ZM12 159H13V158H12ZM15 159H14V160H15ZM50 159H51V158H50ZM100 159H101L100 161H102L103 158H100ZM128 159H129V158H128ZM143 159H146V158H143ZM153 159H154V160H153ZM164 159H165V158H164ZM166 159L168 160V158H166ZM184 159H185V157H184ZM14 160H13V163H14ZM93 160H94V159H93ZM103 160H105V159H103ZM106 160L109 161L108 159H106ZM160 160H161V158H160ZM91 161H92V160H91ZM96 161H97V160H95V162H96ZM164 161H166V160H163V162H164ZM4 162H5V160H4ZM7 162H8V161H7ZM7 162H5V163H7ZM109 162H110V161H109ZM109 162H108V163H109ZM156 162L158 163V160H157ZM166 162H167V161H166ZM166 162H165V163H166ZM184 162H185V161H184ZM196 162H197V161H196ZM59 163H60V162H59ZM88 163H89V164H88L89 167H91L90 164H91L92 162L90 163V160H89ZM101 163H102V162H101ZM104 163H106V162H104ZM113 163H114V162H113ZM144 163H146V161H145ZM159 163H161V161H160ZM168 163H169V162H168ZM258 163H259V166H260L261 168L264 167V161H263L261 158H259V157H258ZM258 163H257V164H258ZM92 164H93V163H92ZM97 164H98V163H97ZM175 164H176V163H175ZM188 164H189V163H188ZM14 165H15V164H14ZM86 165H87V164H86ZM106 165H107V163H106ZM113 165H114V164H113ZM169 165H170V164H169ZM176 165H177V164H176ZM183 165H184V164H183ZM183 165H181V166H183ZM3 166H4V165H3ZM64 166H65V165H64ZM92 166H93V165H92ZM102 166H103V165H102ZM108 166H109V165H108ZM146 166H147V163H146ZM157 166H158V165H157ZM157 166H156V167H157ZM186 166H187V165H186ZM58 167H59V166H58ZM66 167H67V166H66ZM66 167H65V168H66ZM87 167H88V166H87ZM89 167H88V169H89ZM96 167H97V166H96ZM96 167H94V168H92V169H94L95 172H96V174H97V172H98L97 170H98V169H95ZM104 167H105V165H104ZM106 167H107V166H106ZM106 167H105V168H106ZM114 167H115V166H114ZM114 167H113V168H114ZM162 167H163V166H162ZM1 168H2V167H1ZM111 168H112V167H111ZM165 168H166V167H165ZM165 168H164V169H165ZM169 168H170V167H169ZM169 168H168V169H169ZM178 168H179V167H178ZM178 168H177V171L179 172V171L181 170V169H180L181 167L179 168L180 170H178ZM183 168H184V167H183ZM57 169L60 170V168H57ZM88 169H85V170H88ZM108 169L110 170L109 167H108ZM108 169H107V170H108ZM162 169H163V168H162ZM162 169H161V172H162ZM164 169H163V172L165 173L166 170L164 171ZM174 169H175V168H174ZM174 169H173V170H174ZM184 169H185V168H184ZM184 169H183V170H184ZM59 170H58V172L60 173ZM76 170H77V169H76ZM78 170H79V169H78ZM104 170H106V169H104ZM107 170H106V171H107ZM117 170H118V169H117ZM171 170H172V169H171ZM183 170H182V171H183ZM186 170H187V169H186ZM186 170H185V171H186ZM20 171H21V170H20ZM45 171H46V170H45ZM47 171H49V170H47ZM64 171H65V170H64ZM72 171L74 172L75 170H72ZM72 171H70V172L72 173ZM114 171H115V170H114ZM118 171H119V170H118ZM153 171H155V170H153ZM157 171H158V169H157ZM185 171H184V172H185ZM54 172H55V171H54ZM62 172H63V171H62ZM62 172H61V174H60L59 177H61V175H63ZM76 172H77V171H76ZM91 172L95 173V172L92 171V170H91ZM170 172H171V171H170ZM172 172H174V171H172ZM175 172H176V171H175ZM178 172H176V174H177ZM18 173H19V172H18ZM18 173H17V175H18ZM21 173H23V172H21ZM41 173L43 174V172H41ZM51 173H52V172H51ZM74 173H75V172H74ZM74 173L72 174V178H73ZM78 173H79V172H77V174H78ZM85 173H86V171H85ZM107 173H108V172H107ZM112 173H113V172H112ZM112 173H111V175H112ZM114 173H116V172H114ZM147 173H148V172H147ZM158 173H159V172H158ZM180 173H182V172L180 171ZM262 173H263V175H264V170H263ZM77 174H76V175H77ZM87 174H88V173H87ZM96 174H95V175H96ZM103 174H105V173L103 172ZM117 174H119V173H117ZM150 174L152 175V171H151ZM156 174H157V173H156ZM156 174H155V175H156ZM185 174H186V173H185ZM15 175H16V174H15ZM48 175H49V174H48ZM53 175L55 176L56 174L54 173ZM79 175H80V174H79ZM79 175H77V176H79ZM109 175H110V174H109ZM120 175H121V174H120ZM172 175H173V174H172ZM174 175H175V174H174ZM179 175H180V174L178 173V176H179ZM181 175H182V174H181ZM181 175H180V177H182ZM22 176H23V174H22ZM22 176H20V178H21ZM51 176H52V175H51ZM56 176H57V175H56ZM63 176H64V175H63ZM63 176H62V177H63ZM77 176H76V177H77ZM81 176H82V175H81ZM91 176H93V175H91ZM102 176H103V175H102ZM105 176H106V175H105ZM152 176H153V175H152ZM156 176H157V175H156ZM175 176H176V175H175ZM225 176H226V174L224 175V177H225ZM227 176H228V175H227ZM15 177H16V176H15ZM52 177H53V176H52ZM62 177H61V178H62ZM76 177H75V179H78V180H81V179H82V177H81V179L76 178ZM94 177H95V176H94ZM116 177H117V176H116ZM150 177H151V176H150ZM262 177H263V176H262ZM16 178H19V177H16ZM16 178H14V179L16 180ZM35 178H36V177H35ZM63 178H64V177H63ZM96 178H99V177H95L94 179H96ZM109 178H110V177H109ZM114 178H115V177H114ZM117 178H118V177H117ZM178 178H179V177H178ZM50 179H53V180H54V178H50ZM66 179H67V178H66ZM90 179H91V178H90ZM103 179H104V177H103ZM111 179H112V177H111ZM121 179H122V178H121ZM179 179H183V177H182V178H179ZM220 179H221V178H220ZM225 179H228V178L225 177ZM234 179H235V178H234ZM263 179H264V177H263ZM15 180H14V181H15ZM20 180H22V179H20ZM35 180H36V179H35ZM46 180H47V179H46ZM56 180H57V178H56ZM70 180H71V179H70ZM83 180H84V178L82 179V181H83ZM87 180H88V179H87ZM153 180H154V179H153ZM162 180H163V179H162ZM260 180H261V179H260ZM18 181H19V180H17V182H18ZM25 181H26V180H25ZM61 181H62V180H60V181H58V182H61ZM71 181H73V180H71ZM71 181H70V182H71ZM85 181H86V179H85ZM89 181H90V180H89ZM95 181H96V180H95ZM104 181H105V180H104ZM107 181H108V180H107ZM114 181H115V180H114ZM118 181H120V179H119ZM123 181H124V180H123ZM145 181H146V180H145ZM156 181H158V180H155V182H156ZM185 181H186L187 184H189V183L187 182V180H185ZM221 181H222V180H221ZM234 181H235V180H234ZM17 182H16V183H17ZM35 182H36V181H35ZM35 182L33 181L32 183L35 185ZM50 182H51V180H50ZM55 182H56V181H55ZM55 182H54V183H55ZM65 182H67V181L65 180ZM105 182H106V181H105ZM108 182H109V181H108ZM112 182H113V180H112ZM115 182H116V181H115ZM159 182H160V181H159ZM223 182H224V181H223ZM27 183H28V182H27ZM32 183H31V184H32ZM39 183H41V182H39ZM56 183H57V182H56ZM113 183H114V182H113ZM120 183H121V181H120ZM145 183H146V182H145ZM148 183H149V182H148ZM184 183H185V182H184ZM184 183H182V185H184ZM225 183H226V181H225ZM234 183H236V182H234ZM237 183H238V182H237ZM13 184H15V183L13 182ZM17 184H18V185H16V186H19L21 183L19 184V182H18ZM36 184H37V183H36ZM57 184H58V183H57ZM60 184H62V182H61ZM65 184H67V185H66V188H68L67 186H70V187L72 188V186H71L70 184H68V183H65ZM97 184H98V182H97ZM104 184H105V183H104ZM116 184H117V182H116ZM220 184H221V182H220ZM227 184H228V183H227ZM231 184H232V183H231ZM34 185H33V186L30 185V186L33 188ZM41 185H42V186H41ZM41 185H37V186H39V187L41 188V191H42V193H43L44 195H46V196L49 197V201H48L47 203H44V202L41 200V202H43V203L39 204V206H38V209H39V210L36 211V212L39 213V216H38V217H41L42 214L44 213V212H42V213H41V216H40V212H41V210L47 212V214H48V212L50 213V212H55V211H56V212H58V214H59L58 217H60V213H59V212H62V211H65V210H69V208H67L66 206H65V207H66L67 209H65L63 206H60L59 203H58V204H55L54 202L52 203V201L54 200L53 195H52L53 188H52V186H51V184H50L49 182H47V181L44 182V181H43V184H41ZM72 185H73V182H72ZM108 185H109V184H108ZM119 185H120V184H119ZM122 185H123V184H122ZM132 185H133V184H132ZM144 185H145V184H144ZM144 185H143V186H144ZM149 185H151V184H149ZM163 185H164V184H163ZM189 185H191V183H190ZM224 185H226V184H224ZM224 185H221V186H224ZM236 185H238V184H236ZM14 186H15V185H14ZM30 186H29V188H30ZM35 186H36V185H35ZM97 186H98V185H97ZM105 186H106V185H105ZM124 186H125V185H124ZM165 186H166V184H165ZM184 186H185V185H184ZM187 186H188V185H187ZM233 186H234V184H233ZM233 186H232V187H233ZM23 187H24V186H23ZM64 187H65V186H64ZM99 187H100V185H99ZM110 187H111V186H107L106 188H110ZM147 187H148V186H147ZM147 187H146V190L149 189V188H147ZM168 187H169V185H167L166 188H168ZM192 187H193V186H192ZM36 188H37V187H36ZM54 188H55V191H56V190H57V185H56V186L54 185ZM59 188H60V187H59ZM86 188H87V187H86ZM104 188H105V187H104ZM111 188H112V187H111ZM113 188H114V186H113ZM122 188H123V187H122ZM122 188H121V189H122ZM124 188H125V187H124ZM235 188H236V187H235ZM235 188H234V189H235ZM238 188H239V187H238ZM238 188H236V189H237L238 192H239L241 189L239 190ZM240 188H241V187H240ZM30 189H31V188H30ZM115 189H116V188H115ZM121 189H120V190H121ZM139 189L142 190V188H139ZM164 189H165V188H164ZM164 189H162L163 192H165ZM188 189H191V188L189 187ZM192 189H193V188H192ZM221 189H222V188H221ZM224 189H225V188H224ZM224 189H222V190H224ZM18 190H19V189H18ZM20 190H21V189H20ZM20 190H19V191H20ZM63 190H64L63 192L66 193L65 189H63ZM66 190H67V189H66ZM110 190H111V189H110ZM110 190H109V191H110ZM120 190H119V191H120ZM126 190L129 191V192H131V191H132V188H131L130 186H127V187H126ZM134 190H136V189H134ZM225 190H226V189H225ZM30 191H31V190H30ZM33 191H34V190H33ZM33 191H31L30 193H32ZM35 191H36V190H35ZM37 191H38V188H37ZM41 191H38V192H41ZM58 191H59V189H58ZM87 191H88V189H87ZM109 191H108V192H109ZM113 191H114V190H113ZM124 191H125V190H124ZM186 191H187V190H186ZM191 191H192V190H191ZM220 191H221V190H220ZM226 191H227V190H226ZM243 191H244V190H243ZM246 191H247V190H246ZM17 192H18V191H17ZM23 192H24V191H23ZM69 192H70V191L68 190V193H69ZM122 192H123V191H122ZM141 192H143V191H141ZM147 192L150 193L149 190H148ZM187 192H188V191H187ZM189 192H190V190H189ZM231 192H232V191H231ZM241 192H242V191H240V193H241ZM30 193H29V194H30ZM55 193H56V192H55ZM55 193H54V194H55ZM58 193H59V192H58ZM60 193H61V192H60ZM81 193H82V192H81ZM110 193H111V192H110ZM119 193H121V192H119ZM123 193H124V192H123ZM143 193H145V192H143ZM221 193H222V191H221ZM233 193L235 194V192H233ZM248 193H249V190H248ZM248 193H247V194H248ZM16 194H20V193H16ZM32 194H34V193H32ZM35 194H36V193H35ZM38 194H39V193H38ZM113 194H114V193H113ZM124 194H125V193H124ZM124 194H123V195H124ZM126 194H127V193H126ZM136 194H137V193H136ZM157 194H158V193H157ZM185 194H186V192H185ZM185 194H184V195H185ZM243 194H246V193L243 192L241 195H243ZM13 195H15V193H13ZM23 195H25V194H23ZM30 195H31V194H30ZM40 195H42V194H40ZM63 195H64V194H63ZM63 195H62V196H63ZM88 195H89V194H88ZM123 195H122V197H123ZM138 195H139V193H138ZM143 195H144V194H143ZM150 195H153V194H150ZM150 195L148 194V196H150ZM163 195H164V194H163ZM167 195H168V194H167ZM171 195H172V194H171ZM224 195H225V194H224ZM228 195H229V194H228ZM231 195H232V194H231ZM231 195H230V196H231ZM239 195H240V194H239ZM261 195H262V194H261ZM263 195H264V194H263ZM263 195H262V196H263ZM28 196H29V195H28ZM38 196H39V195H38ZM42 196H43V195H42ZM58 196H60V194H59ZM67 196H68V195H67ZM89 196H90V195H89ZM120 196H121V195H120ZM120 196H119V197H120ZM134 196H135V195H134ZM145 196H146V194H145ZM145 196H144V197H145ZM169 196H170V194H169ZM235 196H236V195H235ZM245 196H246V195H245ZM247 196H248V195H247ZM20 197H23V196L20 195L19 198H20ZM56 197H57V195H56ZM56 197H55V198H56ZM63 197H64V196H63ZM84 197H86V196H84ZM87 197H88V196H87ZM135 197H136V196H135ZM135 197H134V198H135ZM139 197H141V194H140ZM167 197H168V196H166V198H167ZM223 197H224V196H223ZM225 197H227V199H228V196H225ZM11 198H12V197H11ZM30 198L33 199L32 196H31ZM43 198H44V196H43ZM57 198H58V197H57ZM80 198H81V197H80ZM88 198H89V197H88ZM125 198H126V196L124 197V199H125ZM148 198H150V197H147V201H148ZM151 198L153 199V198H154V195H153V197H151ZM151 198H150V199H151ZM229 198H230V197H229ZM9 199H10V198H9ZM17 199H18V197H17ZM25 199H26V198H25ZM27 199H29V198H27ZM27 199H26V200H27ZM62 199H63V198H62ZM65 199H66V198H65ZM65 199H63V200H65ZM82 199H83V198H82ZM82 199H81V200H82ZM90 199H91V197H90ZM90 199H86V200H90ZM96 199H97V197H96ZM116 199H117V198H116ZM120 199H121V198H120ZM120 199H119V200H120ZM122 199H123V198H122ZM141 199H143V198H141ZM167 199L169 200L170 197L167 198ZM167 199H166V200H167ZM173 199H174V198H173ZM224 199H226V198H224ZM262 199H263V198H262ZM23 200H24V199H23ZM47 200H48V199H47ZM60 200H61V199H60ZM67 200H68V199H67ZM76 200H77V199H76ZM86 200L84 199L85 202H86ZM91 200H92V199H91ZM91 200H90V201H91ZM128 200H129V199H128ZM132 200H133V199H132ZM138 200H139V199H138ZM166 200H165V202H166ZM175 200H176V199H175ZM177 200H179V199H177ZM263 200H264V199H263ZM21 201H22V200H21ZM24 201H25V200H24ZM24 201H22V202L24 203ZM28 201H29V200H28ZM56 201H58V199H57ZM84 201H83V202H84ZM93 201H95V200H93ZM98 201H100V199H99ZM139 201H140V200H139ZM139 201H137L138 204H140ZM150 201H151V200H150ZM150 201H149V202H150ZM225 201H227V200H225ZM6 202H7V201H6ZM49 202H51V203H49ZM59 202H60V201H59ZM64 202H65V201H64ZM85 202H84V203H85ZM91 202H92V201H91ZM119 202H120V201H119ZM137 202H135V203L137 204ZM144 202H145V201H144ZM144 202H143V203H144ZM167 202H168V201H167ZM170 202H172V199L170 200ZM228 202H229V201H228ZM261 202H264V201H261ZM79 203H80V202H79ZM79 203H77V204L74 203V204H76V205L78 206ZM87 203H88V201H87ZM87 203H86V205H87ZM92 203H93V202H92ZM92 203H91V204H92ZM117 203H118V202H117ZM120 203L122 204V203H124V202H120ZM120 203H119V204H120ZM125 203H126V202H125ZM125 203H124V204H125ZM127 203H128V201H127ZM147 203H148V202H147ZM27 204H28V202H27ZM62 204H63V203H62ZM119 204H118V207L120 206V208H121V207H122L123 209L125 208V207H123V205L121 206V205H119ZM170 204H174V205H175V202H174V203L172 202V203H170ZM177 204H178V201H177ZM183 204H184V203H183ZM225 204H227V203L225 202ZM242 204H244L243 201H242ZM262 204H263V203H262ZM24 205H25V204H24ZM37 205H38V204H36V207H37ZM63 205H64V204H63ZM93 205H96V202H95V204L93 203ZM98 205H99V203H98ZM102 205H103V204H102ZM102 205H101V206H102ZM107 205H108V204H107ZM132 205H133V204H132ZM143 205H144V204H143ZM151 205H152V204H151ZM168 205H169V204H168ZM168 205H166V206L168 207ZM222 205H223V204H222ZM228 205H229V204H228ZM244 205H245V204H244ZM21 206H22V205H21ZM27 206H28V205H27ZM69 206H70V205H69ZM80 206H81V205H80ZM90 206H91V205H90ZM124 206H125V205H124ZM129 206H130V205H129ZM134 206H136V205H134ZM147 206H148V205H147ZM160 206H161V205H160ZM166 206H165V207H166ZM169 206H170V205H169ZM177 206H178V205H177ZM181 206H182V204H181ZM207 206H208V205H207ZM226 206H227V205H224V208H225ZM22 207H23V206H22ZM24 207H25V206H24ZM24 207H23V209H24ZM28 207H29V206H28ZM30 207H32V206H30ZM30 207H29V208H30ZM70 207H71V206H70ZM87 207H88V206H87ZM97 207H98V206H97ZM102 207H103V206H102ZM102 207H100V208L102 209ZM228 207H229V206H228ZM240 207H242V206H240ZM260 207H261V206H260ZM29 208H28V209H29ZM79 208H80V207H78V209H79ZM88 208H89V207H88ZM109 208H110V207H109ZM112 208L115 209V207H112ZM112 208H111V209H112ZM120 208H119V209H120ZM129 208H130V207H129ZM148 208H150V206H149ZM151 208L153 209V207H151ZM173 208H174V207L172 206V209H173ZM180 208H181V207H180ZM220 208H221V206H220ZM243 208H244V207H243ZM261 208H262V207H261ZM261 208H260V209H261ZM13 209H14V208H13ZM21 209H22V208H21ZM71 209H72V208H71ZM83 209H84V208H83ZM83 209H81V210H83ZM85 209H86V211L88 210L87 208H85ZM104 209H105V208H103V210H104ZM169 209L172 210L171 208H169ZM182 209H183V207H182ZM209 209H210V207H208V210H209ZM228 209H229V208H228ZM228 209L225 208L226 211H227ZM239 209H240V208H239ZM10 210H11V209H10ZM25 210H26V209H25ZM29 210H30V209H29ZM33 210L35 211V209H33ZM79 210H80V209H79ZM99 210H100V209H99ZM115 210H116V209H115ZM117 210H118V209H117ZM117 210H116V211H117ZM120 210H121V209H120ZM156 210H157V209H156ZM178 210H179V209H178ZM222 210H223V209H222ZM225 210H224V211H225ZM240 210H241V209H240ZM11 211H12V210H11ZM15 211H16V210H15ZM31 211H32V210H31ZM39 211H40V212H39ZM108 211H110V209H109ZM116 211H115V213H116ZM123 211H124V210H123ZM141 211H142V210H141ZM159 211H160V210H159ZM159 211H158V214L160 215V212H159ZM173 211H174V209H173ZM183 211H184V209H183ZM188 211H189V210H188V208H187V212H188ZM224 211H223V212H224ZM226 211H225V213H226ZM228 211H230V210H228ZM228 211H227V212H228ZM241 211H242V210H241ZM17 212H18V211H17ZM22 212H23V211H22ZM56 212H55V213H56ZM83 212H84V211H83ZM87 212L90 213L91 211H90V212L87 211ZM87 212H86V213H87ZM98 212H99V211H98ZM152 212H153V211H152ZM163 212H164V211H163ZM163 212H162V214H163ZM166 212H167V211H166ZM166 212H165V213H166ZM171 212H172V211H171ZM262 212H263V210H262ZM10 213H11V212H10ZM14 213H15V212H14ZM84 213H85V212H84ZM88 213H87V214H88ZM96 213H97V209H96ZM102 213H103V212H102ZM105 213H106V212H104V214H105ZM110 213H111V211H110ZM110 213L108 212V217H109ZM174 213H175V211H174ZM91 214H92V212H91ZM91 214H90V215H91ZM104 214H103V215H104ZM172 214H173V213H172ZM190 214H192V213H190ZM227 214H229V213H227ZM230 214H231V212H230ZM48 215H49V214H48ZM56 215H57V213H56ZM62 215H63V214H62ZM96 215H97V214H96ZM101 215H102V214H101ZM103 215H102V216H103ZM117 215H118V212H117L116 216H117ZM159 215H156V218H157V219H158V216H159ZM163 215H164V214H163ZM184 215H185V214H184ZM192 215H193V214H192ZM204 215H205V213H204ZM64 216H65V215H64ZM87 216H88V215H86V217H87ZM116 216H115V217H116ZM118 216H120V215H118ZM164 216H165V215H164ZM164 216H163V217H164ZM166 216H169V215L166 214ZM172 216H173V215H172ZM187 216H188V214H187ZM190 216H191V215H190ZM194 216H195V214H194ZM194 216H193L192 219H194ZM45 217L47 218V215H45ZM105 217H106V215H105ZM124 217H125V216H124ZM143 217H145V216H143ZM143 217H142L141 219H143ZM146 217H147V216H146ZM185 217H186V215H185ZM191 217H192V216H191ZM191 217H190V219H191ZM42 218H43V216H42ZM53 218H54V217H53ZM55 218H57V216H56ZM113 218H114V215H113ZM113 218H112V219H113ZM119 218H120V217H118V219H119ZM121 218H122V217H121ZM136 218H137V217H136ZM138 218H139V217H138ZM159 218H160V220H159L160 223L163 224V222H161V215H160ZM165 218H166V217H165ZM172 218H173V217H172ZM203 218H204V217H203ZM203 218H202V219H203ZM49 219L51 220V218H49ZM57 219H59V218H57ZM90 219L92 220V217H91ZM97 219H99V218H97ZM124 219H126V218H124ZM178 219H179V218H178ZM185 219L189 220L188 217L185 218ZM192 219H191V220H192ZM195 219H196V218H195ZM199 219H201V218H199ZM208 219H209V217H208ZM208 219H207V220H208ZM211 219H212V218H211ZM36 220H37V219H36ZM50 220H49V221H50ZM102 220H103V218L101 219V221H102ZM120 220H121V223H122V219H120ZM127 220H128V219H127ZM133 220H134V219H133ZM153 220L155 221V219H153ZM164 220H165V224H164V225H166V223H167V222H166L167 219H164ZM187 220H186V222H188ZM207 220H206V221H207ZM34 221H35V220H34ZM54 221L56 222V220H54ZM88 221H89V220H88ZM162 221H163V219H162ZM178 221H179V220H178ZM192 221L194 222V220H192ZM204 221H205V218H204ZM206 221H205V222H206ZM210 221H211V220H210ZM210 221L208 220V222H210ZM19 222H20V221H19ZM35 222H36V221H35ZM40 222H41V221H40ZM42 222H43V221H42ZM52 222H53V221H52ZM73 222H74V221H73ZM77 222H78V221H77ZM89 222H90V221H89ZM129 222H131V220H129ZM132 222H133V221H132ZM157 222H158V221H157ZM174 222H175V221H174ZM180 222H181V220H180ZM205 222H204V223H205ZM103 223H104V222H103ZM107 223H108V222H107ZM123 223L125 224V222H123ZM154 223L156 224V222H154ZM154 223H153V224H154ZM176 223H177V222H176ZM178 223H179V222H178ZM178 223H177L178 226L182 225V224H181L182 222H181L180 224H178ZM189 223H190V222H189ZM191 223H192V222H191ZM196 223H197V221L194 222V223H192V224H196ZM200 223H201V222H200ZM204 223H203V224H204ZM211 223H212V222H211ZM211 223H208V224H211ZM47 224H49V222H48ZM47 224H46V225H47ZM55 224H56V223H52L53 226H54ZM73 224H74V223H73ZM75 224H76V223H75ZM92 224H93V223H92ZM127 224H128V222H127ZM155 224H154V225H155ZM157 224H158V223H157ZM183 224H184V226H185V223H183ZM208 224H207V222H206V225H205V224H204V225L207 226ZM18 225H20V224H17V226H18ZM26 225H27V224H26ZM76 225H77V224H76ZM86 225H88V224H86ZM89 225H90V224H89ZM95 225H96V224H95ZM95 225H94V226H95ZM101 225H102V224H101ZM106 225H109V223L106 224ZM143 225H144V223H143ZM173 225H174V224H173ZM21 226H23V225L21 224ZM47 226H51V225L49 224V225H47ZM56 226H57V224H56ZM56 226H54V227H55V230H56ZM80 226H81V224H80ZM99 226H100V225H99ZM103 226L105 227V223H104ZM124 226H125V225H124ZM145 226H146V225H145ZM145 226H144V231H145ZM152 226H153V225H152ZM155 226H156V225H155ZM157 226H159V225H157ZM175 226H176V225H175ZM186 226H187V225H186ZM196 226H197V228H199V227H198V226H199L198 223H197ZM202 226H203V225H202ZM202 226H201V227H202ZM213 226H214V225H213ZM60 227H61V226H60ZM69 227H70V226H69ZM75 227H76V226H75ZM77 227H78V226H77ZM84 227H85V226H84ZM89 227L91 228V226H89ZM149 227H150V228H155L154 226L151 227V226L149 225L148 227L146 226V229H148ZM161 227H162V226H161ZM165 227H166V226H164L163 228H165ZM182 227H183V226H182ZM201 227H200V228H201ZM219 227H220V226H218V228H219ZM25 228H26V227H25ZM46 228H47V227H46ZM48 228H49V227H48ZM50 228H51V227H50ZM50 228H49V229H50ZM61 228H62V227H61ZM65 228H66V227H65ZM65 228H64V229H65ZM71 228H72V227H71ZM71 228H69V229H71ZM81 228H82V227H81ZM86 228H87V227H86ZM90 228H87V229H90ZM158 228H160V227H158ZM158 228H155V229H158ZM166 228H168V227H166ZM178 228H179V227H178ZM180 228H181V226H180ZM180 228H179V229H180ZM197 228H196V229H197ZM205 228H206V227H205ZM38 229H39V228H38ZM49 229H46V230H49ZM69 229H68V231H69ZM106 229H107V228H106ZM188 229H189V227H188ZM191 229H192V227H191ZM194 229H195V225H194ZM203 229H204V226H203ZM18 230H19V229H18ZM29 230H30V229H29ZM31 230H33V229H31ZM66 230H67V229H66ZM72 230H73V229H72ZM149 230H150V229H149ZM163 230H165V229H163ZM166 230H167V229H166ZM174 230H175V229H174ZM180 230H182V229H180ZM185 230H187V228H185ZM201 230H202V229H201ZM207 230H208V229H207ZM210 230H211V229H210ZM217 230H218V229H216V231H217ZM219 230H220V229H219ZM222 230L224 231V229H222ZM36 231H38V230L36 229ZM50 231H51V229H50ZM56 231H57V230H56ZM98 231H100V230H98ZM98 231H97V232H98ZM108 231H109V229H108ZM124 231H125V230H124ZM147 231H148V230H147ZM169 231H172V230H169ZM176 231H179V230L176 229ZM183 231H184V230H183ZM203 231H204V233H205L206 230H203ZM203 231H202V234H203ZM223 231H222V232H223ZM262 231H264V229H263ZM25 232H26V231H25ZM25 232H24V234H25ZM40 232H41V233H40ZM51 232H52V231H51ZM57 232H58V231H57ZM66 232H67V231H66ZM174 232H175V231H174ZM179 232H180V231H179ZM200 232H201V231H200ZM208 232H210V231H206V234H207ZM218 232H219V231H218ZM222 232H221V233H222ZM13 233H14V232H13ZM28 233H31V232H28ZM28 233H27V234H28ZM39 233L42 235V231H39ZM47 233L49 234L48 231H47ZM52 233H53V232H52ZM55 233H56V232H55ZM60 233H63V231L60 232ZM99 233H100V232H99ZM99 233H98V234H99ZM105 233H106V231H105ZM105 233H104V234H105ZM125 233H126V232H125ZM128 233H129V232H128ZM130 233H131V232H130ZM141 233H142V232H141ZM141 233H140V234H141ZM168 233H169V232H168ZM175 233H176V232H175ZM198 233H199V232H198ZM238 233H239V231H238ZM238 233H237V234H238ZM14 234H15V233H14ZM27 234H26V235H27ZM31 234H32V233H31ZM40 234H39V235H40ZM53 234H54V233H53ZM146 234H148L147 236H150V237H151V235H149L148 232H146ZM146 234H145V235H146ZM176 234H177V233H176ZM195 234H196V233H195ZM208 234H209V233H208ZM210 234H211V233H210ZM239 234H241V232H240ZM28 235H29V234H28ZM49 235H50V234H49ZM99 235H100V234H99ZM142 235H143V234H142ZM142 235H140L141 238H142ZM218 235H219V234H218ZM234 235H235V234H234ZM234 235H232V237H233ZM261 235H262V234H261ZM261 235H258V236H261ZM33 236H34V235H33ZM35 236H36V235H35ZM47 236H48V235H47ZM47 236H46V237H47ZM129 236H130V234H129ZM160 236H161V235H160ZM196 236H197V235H196ZM196 236H195V237H196ZM21 237H22V236H21ZM27 237H28V236H27ZM29 237H30V235H29ZM39 237H40V236H39ZM51 237H52V236H51ZM51 237H50V238H51ZM98 237H100V236H98ZM123 237H124V236H123ZM126 237H127V234H126ZM150 237L148 238V242L151 241V240H149V239H151ZM154 237H155V236H154ZM203 237H204V236H203ZM205 237H207V236H205ZM209 237H210V235H209ZM209 237H207V238H209ZM219 237H220V235H219ZM236 237H237V236H236ZM2 238H3V237H2ZM24 238H25V237H24ZM127 238H128V237H127ZM138 238H140V237H138ZM145 238H146V237H145ZM198 238L201 239V238H202V235H201V238H200V236H199ZM234 238H235V237H234ZM234 238H233V239H234ZM248 238L251 239V237H249V236H248ZM248 238L246 237V239H248ZM260 238H261V237H260ZM3 239H4V238H3ZM21 239H22V238H21ZM34 239H35V238L33 237L32 240H34ZM44 239H45V237H44ZM47 239H48V238H47ZM125 239H126V238H125ZM136 239H137V238H136ZM160 239H161V238H160ZM199 239H198V242H196V244L193 242L195 245H194L192 251H193V253H194L193 255H194V258H195V259H196L197 257H200V256H204V255H206V253H207L206 250L208 249V250L210 251V249H209L208 247H210V245H213V242H212L211 239H207L206 241H205V239H204V241H203V240H202V241H201V240L199 241ZM219 239H220V238H219ZM219 239H218V240H219ZM231 239H232V238H231ZM231 239H230V240H231ZM239 239H240V238H239ZM244 239H245V238H244ZM128 240H130V239H128ZM140 240H141V239H140ZM152 240H153V239H152ZM166 240L169 241V239H166ZM194 240H195V239H194ZM235 240H236V239H235ZM235 240H233V242H235ZM258 240H259V239H258ZM38 241H39V240H38ZM41 241H42V240H40L39 243H40ZM43 241H44V240H43ZM49 241H50V240H49ZM80 241H81V240H80ZM125 241H126V240H125ZM131 241H132V239H131ZM142 241H143V238H142ZM153 241H154V240H153ZM158 241H159V240H158ZM158 241H157V242H158ZM168 241H166V242L169 243ZM173 241L175 242V240H173ZM221 241H222V237H221ZM221 241H220V242H221ZM251 241H252V240H251ZM29 242H30V241H29ZM33 242H34V244L32 243V245H36V244H37V242H36L35 240H34ZM73 242L75 243V240H74ZM129 242H130V241H129ZM143 242H144V241H143ZM143 242H142V243L139 242V243H141V245H142ZM148 242H147V243H148ZM151 242H152V241H151ZM159 242H160V241H159ZM215 242H217V241H215ZM218 242H219V241H218ZM220 242H219V244H220ZM245 242H247V240H246ZM5 243H6V242H5ZM22 243H23V242H22ZM46 243H47V242H46ZM46 243H45V244H46ZM77 243H80V242L78 241ZM81 243H82V242H81ZM132 243H133V242H132ZM132 243L130 242V244H132ZM136 243H138V240H137ZM160 243H161V242H160ZM164 243H165V242H164ZM164 243H163V245H164ZM170 243H172V242H170ZM175 243H176V242H175ZM193 243H192V244H193ZM249 243H250V241H249ZM249 243H248L247 245H251V244H253V243H251V244H249ZM254 243H255V242H254ZM24 244H25V243H24ZM24 244H22V245H24ZM40 244H41V243H40ZM75 244H76V243H75ZM150 244H151V243H149V246L146 244V245H147V247H146L147 249H148V247H151ZM172 244H173V243H172ZM216 244L219 245L218 243H216ZM221 244H223V246H224L225 243H222V242H221ZM221 244H220V245H221ZM242 244H243V243H242ZM22 245H21V247H22ZM26 245H28V244H26ZM73 245H74V244H73ZM77 245H78V244H77ZM80 245H82V244H80ZM125 245H128V244H127V241H126V244H125ZM141 245H140V246H141ZM167 245H168V244H167ZM225 245H226V244H225ZM230 245H231V244L229 243L228 246H230ZM234 245H235V244L233 243V246H234ZM237 245H238V243H237ZM44 246H45V245H44ZM74 246H76V245H74ZM130 246H131V245H130ZM133 246H134V247H133ZM133 246H132V247L135 248L136 245L134 244ZM137 246H138V245H137ZM137 246H136V247H137ZM154 246H155V244H153V247H154ZM214 246H215V245H214ZM214 246H213V247H214ZM238 246H240V245H238ZM254 246H257V245L254 244V245H253V249H254ZM259 246H260V243H259ZM28 247H30V246H28ZM32 247H33V246H32ZM32 247H31V249L33 250L34 247H33V248H32ZM37 247H38V246H37ZM39 247H40V246H39ZM76 247H77V246H76ZM127 247H128V246H127ZM156 247H157V246H156ZM159 247H160V246H159ZM159 247H158V248H159ZM191 247H192V246H191ZM213 247H210V248H213ZM216 247H217V246H216ZM220 247H221V246H220ZM220 247H219V248H220ZM230 247H231V246H230ZM236 247H237V246H236ZM236 247H235V249H238V247H237V248H236ZM244 247H245V246H244ZM244 247L242 246V248H244ZM247 247H248V246H247ZM257 247H258V246H257ZM261 247H262L263 250H264V234H263V236H262ZM24 248H25V247H24ZM35 248H36V247H35ZM43 248H44V247H43ZM43 248H40V249L42 250ZM47 248H48V247H47ZM49 248H50V247H49ZM130 248H131V247H130ZM144 248H145V247H144ZM161 248H162V245H161ZM161 248H160V250H161ZM221 248H222V247H221ZM227 248H228V247H226V249H227ZM245 248H246V247H245ZM248 248L251 249V246L248 247ZM262 248H261V249H262ZM28 249H30V248H28ZM135 249H137V248H135ZM139 249L141 250V248H139ZM151 249H152V248H151ZM151 249H150V250H151ZM153 249H154V248H153ZM215 249H216V248H215ZM217 249H218V248H217ZM223 249H225V248H223ZM223 249H220L221 252H222ZM233 249H234V247H233ZM259 249H260V248H259ZM34 250H35V249H34ZM129 250H130V249H129ZM140 250H139V251H140ZM145 250H146V249H145ZM148 250H149V249H148ZM150 250H149V252H150ZM154 250L157 252V248L154 249ZM158 250H159V249H158ZM238 250H241V248L238 249ZM1 251H2V250H1ZM45 251H46V249H45ZM127 251H128V250H127ZM141 251H142V250H141ZM143 251H144V250H143ZM152 251H153V250H152ZM152 251H151V252H152ZM162 251H164V250H162ZM217 251H218V250H217ZM226 251H227V250H226ZM51 252H52V251H50L49 253H51ZM146 252L148 253L147 250H146ZM190 252H191V251H190ZM205 252H206V253H205ZM221 252H218V254H219V253L221 254ZM238 252H239L240 255H242V253H243V251H241V253H240V251H238ZM0 253H1V252H0ZM46 253H47V251H46ZM46 253H45V254H46ZM138 253H140V252H138ZM142 253H145V251L142 252ZM147 253H145V255H146ZM204 253H205V254H204ZM231 253H232V252H231ZM148 254H149V253H148ZM151 254H154V255H155V252H154V253L152 252ZM157 254H158V256H160V257L162 256V255H160L159 253H157ZM157 254H156L155 257H157ZM161 254H163V253L161 252ZM164 254H165V252H164ZM167 254H168V253H167ZM203 254H204V255H203ZM208 254H209V253H208ZM213 254H214V253H213ZM216 254H217V253H216ZM216 254H215V255H216ZM223 254H224V252H223ZM49 255H50V254H49ZM52 255H53V254H52ZM154 255H153V256H154ZM165 255H166V254H165ZM227 255H228V254H227ZM233 255H234V254H233ZM236 255H237V254H236ZM45 256H46V255H45ZM88 256H89V255H88ZM91 256H92V255H91ZM94 256H95V255H94ZM100 256H101V255H100ZM105 256H106V255H105ZM137 256H138V255H137ZM140 256H141V255H140ZM151 256H152V255H151ZM153 256H152V258H153ZM207 256H208V255H207ZM207 256H206V257H207ZM216 256H217V255H216ZM219 256H221V255H219ZM219 256H218V257H215V256H214V257H215L216 260H217V259L219 258ZM237 256H238V255H237ZM242 256H243V255H242ZM102 257H104L103 254H102ZM109 257H110V256H109ZM141 257L144 258L143 255H142ZM145 257L147 258V256H145ZM232 257H234V256H232ZM243 257H244V256H243ZM248 257H249V255H248ZM251 257H253V256H251ZM0 258H1V257H0ZM6 258H7V257H6ZM22 258H23V257H22ZM48 258H49V257H48ZM48 258H47V259H48ZM56 258H57V257H56ZM58 258H60V257H58ZM86 258H87V257H86ZM86 258H85V259H86ZM89 258H92V257H89ZM110 258H111V257H110ZM112 258H113V257H112ZM136 258H137V257H136ZM164 258H165V256H164ZM176 258H177L178 260H180V259H179L180 256H179V258H178V257H176ZM202 258L204 259V257H202ZM202 258H201V259H202ZM208 258H209V257H208ZM229 258H230V257H229ZM240 258H241V257H240ZM240 258H239V259H240ZM244 258H246V257H244ZM93 259H94V258H93ZM98 259H100V258H98ZM103 259H104V258H103ZM144 259H145V258H144ZM144 259H143V260H144ZM148 259H150V257H149ZM154 259H155V258H154ZM157 259H158V257H157ZM157 259H155V260L158 261ZM177 259H176V260H177ZM199 259H200V258H199ZM201 259H200V260H201ZM230 259H232V258H230ZM230 259H229V260H230ZM233 259H235V258H233ZM236 259H237V258H236ZM246 259H247V258H246ZM250 259H251V258H250ZM259 259H261V258H259ZM3 260H4V259H3ZM21 260H22V259H21ZM40 260H41V259H40ZM51 260H52V259H50V262H51ZM60 260H62V258H60L59 261H60ZM83 260H84V259H83ZM138 260H139V259H138ZM138 260H136V261H138ZM145 260H146V259H145ZM151 260H152V259H151ZM160 260H162V259L160 258ZM174 260H175V258H174ZM214 260H215V259H214ZM229 260H228V262H230ZM241 260H242V259H241ZM262 260L264 261V255L262 256ZM0 261H1V260H0ZM88 261H90V259H87L86 262L88 263ZM92 261H93V260H92ZM92 261H90L91 264H92V263H95V262H96V264H97V263H100V264H106V262H105L104 260H99V261L97 260V261H95V262H92ZM153 261H154V260H153ZM185 261H186V260H185ZM192 261H193V260H192ZM202 261L204 262L205 259L202 260ZM202 261H201V262H202ZM218 261H219V260H218ZM218 261H216V262H218ZM232 261H233V260H232ZM243 261H244V259H243ZM246 261H247V260H246ZM246 261H244V262H246ZM251 261H252V260H251ZM260 261H261V260H260ZM1 262L3 263V261H1ZM6 262H7V261H6ZM19 262H20V261H19ZM34 262H35V261H34ZM60 262H62V261H60ZM90 262H89V263H90ZM108 262H109V259H108ZM139 262H141V261H139ZM148 262H149V261H148ZM150 262H152V261H150ZM158 262H159V261H158ZM161 262H162V261H161ZM165 262H166V261H165ZM170 262H171V261H170ZM181 262H182V261H181ZM186 262H187V261H186ZM195 262H196V261H195ZM203 262H202V263H203ZM205 262H206V261H205ZM211 262H212V261H211ZM214 262H215V261H214ZM216 262H215V263H216ZM240 262H241V261H240ZM252 262H253L252 264H254V260H253ZM48 263H49V261H48ZM52 263H53V261H52ZM167 263H168V264H171V263H174V262H171V263L167 262ZM175 263H176V262H175ZM184 263H185V262H183L182 264H184ZM196 263H198V262H196ZM215 263H214V264H215ZM230 263H231V262H230ZM230 263H228V264H230ZM234 263H235V260H234ZM242 263H243V262H242ZM246 263H247V262H246ZM248 263H250V262H248ZM255 263H256V262H255ZM258 263H259V262H258ZM261 263H263V262H261ZM6 264H7V263H6ZM27 264H28V263H27ZM31 264H33V263H31ZM45 264H46V263H45ZM53 264H54V263H53ZM55 264H56V263H55ZM108 264H109V263H108ZM141 264H142V263H141ZM151 264H152V263H151ZM154 264H155V263H154ZM156 264H157V262H156ZM158 264H159V263H158ZM161 264H163V263H161ZM177 264H178V263H177ZM185 264H187V263H185ZM204 264H207V263H204ZM216 264H217V263H216ZM236 264H237V262H236ZM238 264H239V263H238Z\"/></svg>",
	"mask_w": 264,
	"mask_h": 264
}]
</instances>
